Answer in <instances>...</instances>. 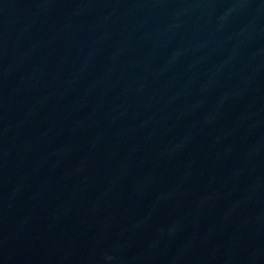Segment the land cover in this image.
I'll return each instance as SVG.
<instances>
[{
    "label": "water",
    "instance_id": "95a60500",
    "mask_svg": "<svg viewBox=\"0 0 264 264\" xmlns=\"http://www.w3.org/2000/svg\"><path fill=\"white\" fill-rule=\"evenodd\" d=\"M0 264H264V0H0Z\"/></svg>",
    "mask_w": 264,
    "mask_h": 264
}]
</instances>
